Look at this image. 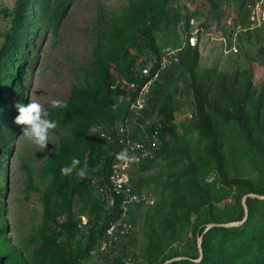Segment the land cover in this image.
Masks as SVG:
<instances>
[{
	"label": "trees",
	"instance_id": "16d2710c",
	"mask_svg": "<svg viewBox=\"0 0 264 264\" xmlns=\"http://www.w3.org/2000/svg\"><path fill=\"white\" fill-rule=\"evenodd\" d=\"M256 1L127 0L118 13L98 5L90 65L82 67L81 81L71 85L65 103L47 111L58 124L52 132L57 148L47 145L42 167L27 170L29 192L40 194L41 219L19 243L8 234L3 198L6 163L22 129L14 123L15 105L28 104L31 71L26 67L39 56L33 58L30 48L39 50L47 34L58 39L73 0H13L2 6L0 264H124L128 258L133 264H164L173 258L186 259L168 264H264V200L247 197L241 225L203 234L208 224L241 222L245 196H264V26L250 27ZM191 18L198 28L217 32L224 50L235 46L238 53L245 43L259 44L254 56L243 53L249 67H201V34L195 47L184 40L179 63L151 84L144 109L118 103L128 92L135 99L147 80L138 77L137 59L165 46L178 47V32L184 39ZM133 82L139 88L131 91ZM158 122L159 147L129 179L134 192L152 191L154 204L131 207L132 231L100 251L106 230L122 215L123 200L102 199L96 186L108 183L121 146L89 130L99 126L115 136V126L127 124L130 138L140 141ZM73 157L80 161L78 169L62 175ZM85 165L87 175L81 178L77 171ZM151 170L155 173L143 177Z\"/></svg>",
	"mask_w": 264,
	"mask_h": 264
},
{
	"label": "rangeland",
	"instance_id": "374dc122",
	"mask_svg": "<svg viewBox=\"0 0 264 264\" xmlns=\"http://www.w3.org/2000/svg\"><path fill=\"white\" fill-rule=\"evenodd\" d=\"M12 3L13 0H0V9L3 5H12ZM126 3L127 0H73L63 20L58 39L55 40L47 34L39 50L30 48L33 58L37 53L39 56L37 61H30L26 67L31 71V74L27 76L28 103L30 101L39 102L46 111L54 108V101H59L61 106L65 103L71 85L81 81L82 67L90 65L95 41L94 23L98 5L102 4L108 11L118 13ZM5 22L0 18V28L6 27ZM178 34L177 46L183 45V36L180 32ZM211 34L214 38L213 41H210L209 37L205 35H202L200 39L198 47L201 51V67L218 66V68L228 70L234 67L240 69L249 67L243 53L254 56L259 49V44L245 43L243 52L225 53L224 47H222L225 44L220 41V35L214 31ZM31 41L36 43L34 38ZM173 45L169 46L174 47ZM261 74L262 72L256 73L254 80H258ZM179 86L182 87V84L179 83ZM187 115H189L188 112L178 116V121L183 120ZM20 133L13 141V152L6 163V191L3 196L7 231L16 243L23 241L31 228L41 219L40 194L29 192L27 170L40 169L47 154L46 149L40 150L24 139L22 129ZM48 145L54 149L57 148L58 138L53 133L50 134ZM130 172V177H132L136 169L134 168ZM154 173L155 171L151 170L142 175L146 177ZM34 179L36 181V178ZM150 187L152 188L153 185ZM144 192L153 195L152 191ZM137 222L139 224L136 229L140 225L139 219Z\"/></svg>",
	"mask_w": 264,
	"mask_h": 264
},
{
	"label": "built area",
	"instance_id": "2783aa9c",
	"mask_svg": "<svg viewBox=\"0 0 264 264\" xmlns=\"http://www.w3.org/2000/svg\"><path fill=\"white\" fill-rule=\"evenodd\" d=\"M250 27H262L264 26V0H257L251 12ZM185 20L179 23V26L185 28ZM190 26L189 32L184 33V40L188 41L190 47H195L199 43V35L204 34L209 37L210 41H213V35L211 30H205L198 28L195 18H191L188 22ZM239 32L238 30L236 31ZM225 44V40H222ZM186 42L184 41L183 45ZM181 47L165 46L160 48L156 53L150 52L146 55H141L136 61V70L140 79H146L144 84L139 89L135 99H132L131 92L119 97L118 103L122 101L129 102V108L131 110H142L147 106V92L149 87L159 76L166 70L176 66L179 63V52ZM226 52L237 53V48L232 46L230 50ZM153 72V74H152ZM128 88L131 91L137 90L139 84L136 82L130 83ZM162 129V124L158 122L156 127L140 141H134L130 138V130L127 124H118L114 130L116 135L112 136L110 133L104 131L103 128L95 127V132L109 143L117 142L121 146V151L127 149L129 156L133 157L130 163L125 164L122 161L115 159L111 173L108 177V183L104 185H97L96 188L102 199H110L111 195L121 197L122 215L120 219L112 224L105 232V237L101 243L100 251H106L116 241L117 236L119 238H125L133 229V225L128 221V211L131 207H148L154 204V198L147 193H136L133 191L129 182V173L136 166L140 165L144 161L148 160L153 151L159 147V134ZM120 151V152H121ZM82 223H85V218H81ZM124 264H133L132 259L128 258L123 261Z\"/></svg>",
	"mask_w": 264,
	"mask_h": 264
},
{
	"label": "clouds",
	"instance_id": "9594fccd",
	"mask_svg": "<svg viewBox=\"0 0 264 264\" xmlns=\"http://www.w3.org/2000/svg\"><path fill=\"white\" fill-rule=\"evenodd\" d=\"M53 106L60 107L61 104L59 101H54ZM15 107L18 111V115L14 123L17 126H23L22 137L36 148L45 150L49 144L50 134L54 132L58 126L57 122L48 118L49 113L39 102L30 101L27 105L17 103ZM94 131L95 129H90V135H92ZM116 159L127 164L133 160V157L129 156L127 149H124L116 154ZM79 165V159L73 157L69 165H65L61 168V174L70 176L78 169ZM77 175L81 178H85L87 175V166L85 165L83 168H79Z\"/></svg>",
	"mask_w": 264,
	"mask_h": 264
},
{
	"label": "water",
	"instance_id": "95a60500",
	"mask_svg": "<svg viewBox=\"0 0 264 264\" xmlns=\"http://www.w3.org/2000/svg\"><path fill=\"white\" fill-rule=\"evenodd\" d=\"M213 178H214V176L209 177L208 181L209 182L212 181ZM247 197H254V198H257L259 200H264V196H260V195H256V194H249V195L245 196L243 198V206L245 208V217H244V219L241 222L228 223V224H208L206 226V229L204 230L203 234L205 232H207L208 230H210L211 228H213V227H235V226L241 225L242 222L245 221V219L247 218V209H246V206H245V199ZM201 241H202V235L197 240V246H198V250H199V253H200V258L197 261H199L202 258ZM181 259H186V258H173L171 260L166 261L164 264H168L170 262L181 260Z\"/></svg>",
	"mask_w": 264,
	"mask_h": 264
},
{
	"label": "crops",
	"instance_id": "0c3cea01",
	"mask_svg": "<svg viewBox=\"0 0 264 264\" xmlns=\"http://www.w3.org/2000/svg\"><path fill=\"white\" fill-rule=\"evenodd\" d=\"M170 47H171V46H170ZM130 173H131V172H130ZM130 173H129V179L131 178V177H130ZM143 177H144V176H143Z\"/></svg>",
	"mask_w": 264,
	"mask_h": 264
}]
</instances>
